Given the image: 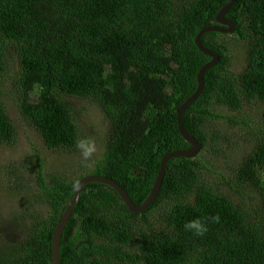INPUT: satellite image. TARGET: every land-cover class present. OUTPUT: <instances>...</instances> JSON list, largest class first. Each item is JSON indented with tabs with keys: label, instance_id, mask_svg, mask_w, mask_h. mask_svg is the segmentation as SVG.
I'll use <instances>...</instances> for the list:
<instances>
[{
	"label": "trees",
	"instance_id": "16d2710c",
	"mask_svg": "<svg viewBox=\"0 0 264 264\" xmlns=\"http://www.w3.org/2000/svg\"><path fill=\"white\" fill-rule=\"evenodd\" d=\"M230 2L0 0V77L10 67L11 50L19 68L21 118L50 150H74L80 138L68 98L95 103L109 134L101 160L85 176L109 178L141 205L163 157L191 148L179 131L177 111L196 92L198 73L211 60L195 40L202 29L218 25ZM227 18L236 24L233 34L202 38L220 62L206 72L203 94L183 117L202 147L199 155L169 161L161 191L143 214L132 213L114 189L88 184L63 232L61 264H264V0H237ZM241 45L245 65L237 74L230 69L231 52ZM218 107L255 112L245 114L242 125L254 130L256 144L238 162L235 178L237 190L257 192L252 211L202 175L201 158L209 149L217 154L222 138L210 132L211 124H241L216 114ZM18 135L0 101V145H13ZM38 164L39 193L18 216L33 225L24 238L5 235L0 264H52L53 233L85 177H46L39 158ZM39 204L48 207L46 217L36 210ZM159 210L161 220L149 222ZM215 215L220 222L209 219L203 237L184 229L193 218Z\"/></svg>",
	"mask_w": 264,
	"mask_h": 264
},
{
	"label": "rangeland",
	"instance_id": "374dc122",
	"mask_svg": "<svg viewBox=\"0 0 264 264\" xmlns=\"http://www.w3.org/2000/svg\"><path fill=\"white\" fill-rule=\"evenodd\" d=\"M179 1V0H176ZM231 71L241 73L245 65V48L241 45L232 49ZM7 58L10 67L0 77V101L5 103L8 111L18 128V139L11 146L0 145V249L3 248L5 235L9 239H21L29 233L32 222L25 220V216L18 218L25 212L22 207L27 202H35V196L39 193V164L40 159L46 177L58 175L66 178L68 182L76 181L95 169V165L101 160L109 123L99 107L90 100L68 98L74 117L80 130V138L88 137L95 141L97 152L92 158L85 161L79 151L74 150H50L45 147L41 137L35 130L29 127L21 118L19 109L20 93L17 86L19 82L18 64L16 56L9 50ZM216 114L237 120L240 125H233L227 120H220L211 124V133L219 132L222 138H218L217 154L209 149L201 158L204 170L202 171L205 182L217 188L220 193L237 199L238 202H246V210L252 211L256 206L257 192L255 189L244 188L237 190L236 167L238 162L254 149L256 139L254 130L242 125L245 114L254 116L252 109L246 108L244 113L232 112L225 108L213 109ZM264 173V169L262 170ZM241 187V186H240ZM238 191V192H237ZM240 192V193H239ZM252 198V200H251ZM29 204V203H27ZM33 209V207L31 206ZM34 208H36L34 206ZM45 217L49 214L48 207L39 204L36 208ZM163 210L153 211L148 217L149 222L156 224L162 218ZM9 245V243H7ZM7 245V246H8Z\"/></svg>",
	"mask_w": 264,
	"mask_h": 264
},
{
	"label": "water",
	"instance_id": "95a60500",
	"mask_svg": "<svg viewBox=\"0 0 264 264\" xmlns=\"http://www.w3.org/2000/svg\"><path fill=\"white\" fill-rule=\"evenodd\" d=\"M237 0H231L230 4L225 6L220 13L218 14L216 18L217 26H210L202 29L195 40L196 46L199 48V50L211 58V60L202 67L200 72L198 73L197 79H198V88L196 92L178 109L177 115H178V128L179 131L184 138V140L190 145V149L186 150H177L174 152H171L163 157L161 160L160 169L156 178V181L152 187V190L150 192L149 197L145 200V202L141 205L135 204L130 196L128 195L127 191L120 186L118 183L110 180L109 178L103 177V176H85L83 177L77 184L75 188L74 196L65 210L62 218L59 220V223L57 224V227L53 233L52 238V264H61V240L63 232L72 217V214L74 213L80 199L82 196V193L84 191V188L88 184L92 183H100L104 184L112 189H114L117 194L122 198L124 204L128 207V209L135 214H143L145 213L149 207L154 203V201L157 199L161 188L163 184V180L165 177L167 165L171 159L174 158H196L202 147L199 144L198 140L190 134L186 128L184 127L183 123V117L187 111V109L196 102L200 96L203 94L206 86L205 82V74L213 67L217 66L220 62V56L212 49H209L205 47L202 43V38L205 34L208 33H227L232 34L236 30V24L234 21L227 18L228 13L233 9L235 6ZM227 27H223V26Z\"/></svg>",
	"mask_w": 264,
	"mask_h": 264
},
{
	"label": "clouds",
	"instance_id": "9594fccd",
	"mask_svg": "<svg viewBox=\"0 0 264 264\" xmlns=\"http://www.w3.org/2000/svg\"><path fill=\"white\" fill-rule=\"evenodd\" d=\"M76 149L79 151L82 159L89 160L97 152L96 143L94 140L88 137L78 138L76 141ZM213 223H219V215L212 216L210 218L196 217L184 224V229L192 233L196 237H203L209 231L208 220Z\"/></svg>",
	"mask_w": 264,
	"mask_h": 264
},
{
	"label": "bare ground",
	"instance_id": "6f19581e",
	"mask_svg": "<svg viewBox=\"0 0 264 264\" xmlns=\"http://www.w3.org/2000/svg\"><path fill=\"white\" fill-rule=\"evenodd\" d=\"M223 27H227V26L224 25ZM234 32H235V31H234ZM234 32H233V33H234ZM233 33H232V34H233ZM224 34H227V33H224Z\"/></svg>",
	"mask_w": 264,
	"mask_h": 264
}]
</instances>
